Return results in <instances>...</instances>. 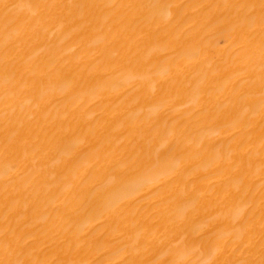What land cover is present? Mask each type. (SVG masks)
<instances>
[{"label":"bare ground","instance_id":"bare-ground-1","mask_svg":"<svg viewBox=\"0 0 264 264\" xmlns=\"http://www.w3.org/2000/svg\"><path fill=\"white\" fill-rule=\"evenodd\" d=\"M0 264H264V0H0Z\"/></svg>","mask_w":264,"mask_h":264}]
</instances>
